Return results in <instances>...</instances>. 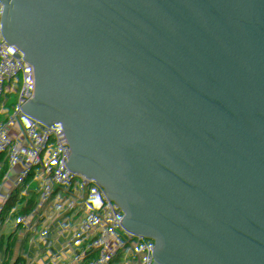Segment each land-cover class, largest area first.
<instances>
[{"label": "water", "instance_id": "obj_1", "mask_svg": "<svg viewBox=\"0 0 264 264\" xmlns=\"http://www.w3.org/2000/svg\"><path fill=\"white\" fill-rule=\"evenodd\" d=\"M25 264H264V0H0V252Z\"/></svg>", "mask_w": 264, "mask_h": 264}, {"label": "built area", "instance_id": "obj_2", "mask_svg": "<svg viewBox=\"0 0 264 264\" xmlns=\"http://www.w3.org/2000/svg\"><path fill=\"white\" fill-rule=\"evenodd\" d=\"M0 264H25L23 256L20 252H15V256L0 252Z\"/></svg>", "mask_w": 264, "mask_h": 264}]
</instances>
